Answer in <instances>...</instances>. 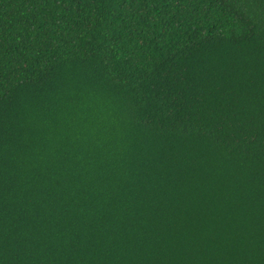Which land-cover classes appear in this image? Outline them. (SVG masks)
Returning a JSON list of instances; mask_svg holds the SVG:
<instances>
[{"label": "trees", "instance_id": "trees-1", "mask_svg": "<svg viewBox=\"0 0 264 264\" xmlns=\"http://www.w3.org/2000/svg\"><path fill=\"white\" fill-rule=\"evenodd\" d=\"M0 264H264V0H0Z\"/></svg>", "mask_w": 264, "mask_h": 264}]
</instances>
